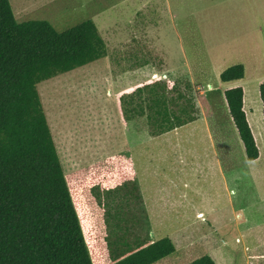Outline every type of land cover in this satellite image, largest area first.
I'll return each instance as SVG.
<instances>
[{
    "label": "rangeland",
    "instance_id": "obj_1",
    "mask_svg": "<svg viewBox=\"0 0 264 264\" xmlns=\"http://www.w3.org/2000/svg\"><path fill=\"white\" fill-rule=\"evenodd\" d=\"M9 3L17 22L46 21L57 32L92 20L106 43L105 58L37 85L75 207L106 237L96 264L163 238L175 252L155 264L204 255L264 264V0ZM239 64L243 79L221 83ZM153 79L189 82L197 120L155 138L143 119L124 121L118 95ZM233 87L244 92L254 162L224 102Z\"/></svg>",
    "mask_w": 264,
    "mask_h": 264
},
{
    "label": "trees",
    "instance_id": "obj_2",
    "mask_svg": "<svg viewBox=\"0 0 264 264\" xmlns=\"http://www.w3.org/2000/svg\"><path fill=\"white\" fill-rule=\"evenodd\" d=\"M107 56L92 20L62 32L46 21L17 22L9 0H0V264H96L106 237L80 216L43 110L37 85ZM231 66L221 83L242 80ZM262 82V83H261ZM258 87L264 123V81ZM223 93L248 162L260 157L241 87ZM126 122L143 119L150 137L197 120L189 82L153 79L122 92ZM80 205L84 201L78 200ZM110 244L107 242L106 247ZM175 252L168 238L108 254L104 264H155ZM188 264H215L204 255Z\"/></svg>",
    "mask_w": 264,
    "mask_h": 264
}]
</instances>
